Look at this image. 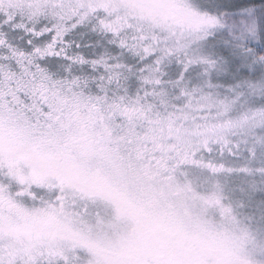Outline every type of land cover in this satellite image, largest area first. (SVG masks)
Here are the masks:
<instances>
[{
    "label": "snow or ice",
    "instance_id": "obj_1",
    "mask_svg": "<svg viewBox=\"0 0 264 264\" xmlns=\"http://www.w3.org/2000/svg\"><path fill=\"white\" fill-rule=\"evenodd\" d=\"M0 264H264V0H0Z\"/></svg>",
    "mask_w": 264,
    "mask_h": 264
}]
</instances>
